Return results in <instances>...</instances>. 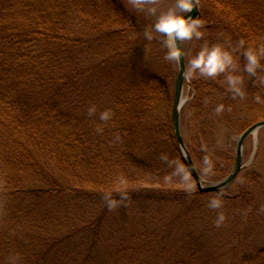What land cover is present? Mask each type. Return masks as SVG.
<instances>
[{
  "label": "trees",
  "instance_id": "16d2710c",
  "mask_svg": "<svg viewBox=\"0 0 264 264\" xmlns=\"http://www.w3.org/2000/svg\"><path fill=\"white\" fill-rule=\"evenodd\" d=\"M197 1L212 10L199 18L193 56L219 44L218 32H208L215 22L245 42L241 54L219 44L234 65L193 75L195 96L182 112L194 127L191 157L196 167L212 162L219 178L198 171L214 182L230 173V159L220 165L203 146L214 145L218 124L243 116L240 97L221 84L246 49L264 47V8L259 0ZM153 26L130 0H0V264H264V247L246 252L264 208L252 191L223 190L230 210L217 227L205 212L219 192L167 187L174 165L187 166L172 124L175 60L157 33L145 38ZM246 87L253 107H264V56ZM108 109L113 116L102 121ZM150 177L161 188L143 187ZM246 178L264 185L256 172ZM121 194L127 199L110 211L106 198Z\"/></svg>",
  "mask_w": 264,
  "mask_h": 264
},
{
  "label": "rangeland",
  "instance_id": "374dc122",
  "mask_svg": "<svg viewBox=\"0 0 264 264\" xmlns=\"http://www.w3.org/2000/svg\"><path fill=\"white\" fill-rule=\"evenodd\" d=\"M257 1V0H256ZM199 3V2H198ZM254 4L255 0H253ZM175 4V0H155V3H149L148 7H156L157 13L156 15H152L153 22L155 24L156 18L159 15L160 12L167 11L169 8L173 7ZM260 7L264 8V0H259ZM254 5V8L256 7ZM200 7V13L202 15V12L209 13V11L212 10V8L206 3H199ZM218 23L215 22V24H211L209 26L208 32H218V43L224 44V42H227V44L230 46L229 48H233L235 46L237 48V52L241 54L240 45L238 42H235L233 37V31L229 30L226 26V28H223V26L218 27ZM212 25H217L213 26ZM158 34V37L160 40H165L166 37L163 34ZM193 38L191 40H184L182 41V47L185 53L186 57V65H187V72L189 70V62L190 59L193 57ZM246 59L239 60V70L234 72V75L241 76L243 78V84L241 87L247 91L246 83L248 80V76L250 74L245 70L246 66ZM174 66L176 68V73L178 75V62L174 61ZM177 77V76H176ZM190 82V79H189ZM221 87L225 93H232L228 80H225ZM195 96L194 90L191 87V84L185 83L184 89H183V100L187 101L183 111L185 110L186 106L189 105V103L193 100V97ZM248 96V95H247ZM240 99V107L236 108V112L242 113L243 116L234 118L231 120V126L230 125H223L222 123L218 124L215 129V142L213 146H203V150L206 154L211 156V158H215L216 162L220 165H222L221 159H230L229 161V171L230 173L226 175H221L223 178L219 179L218 181L210 182V181H203V184L205 186H210L214 183H219L223 180H225L233 171L236 163V150L237 145L239 142L240 137L243 134V127L245 124L254 122L259 120L260 118L264 117V107H253V104L249 101V98L247 99L246 95L244 98ZM188 109V108H187ZM187 112V110H186ZM188 113V112H187ZM186 115V114H185ZM181 127H182V135L186 142L191 141V138L193 137L194 133V127L193 125L189 126L188 120L185 117L181 120ZM216 163V164H217ZM196 165V164H195ZM242 170L238 177L235 179V181L228 186L226 189H229V192L232 194H238L242 189H249L252 191L254 197L258 200V202L264 206V185L261 188L260 185H251L248 183V179L246 178L247 173L250 172H256V174L260 177L261 182L264 184V128L260 129L257 133L250 136L246 139L244 146H243V163H242ZM198 170H200L203 175L207 178H219L220 175L217 176L215 172L209 171L205 172V166L202 167H196ZM215 180V179H214ZM145 188H155L159 189L161 188L159 185V181L155 177H150L144 183L142 184ZM196 186L194 179H189L188 182H184L179 175L172 174L167 178V187L171 190H177V191H191ZM197 187V186H196ZM225 190V189H224ZM223 191V190H222ZM207 204V211L206 214L209 212V214L216 218L218 212H223L224 210L227 212L230 209L223 205L221 209H215L214 211L211 210L212 208L208 207V200H206ZM227 207V208H226ZM218 212H217V211ZM225 214V213H224ZM245 245V242L243 243V246ZM264 247V208L262 213H260V217L258 220H256V223L250 228L249 231V240H248V247L246 248V252H248L250 255L254 253L255 251L259 250L260 248ZM245 250V246L242 248ZM242 249H239L238 253ZM244 252V251H243Z\"/></svg>",
  "mask_w": 264,
  "mask_h": 264
},
{
  "label": "clouds",
  "instance_id": "9594fccd",
  "mask_svg": "<svg viewBox=\"0 0 264 264\" xmlns=\"http://www.w3.org/2000/svg\"><path fill=\"white\" fill-rule=\"evenodd\" d=\"M131 5L140 11H147L152 15H156V7H147L149 3H155V0H130ZM195 7L194 0H175L173 7L167 11L160 12L156 18L153 30H145V38L149 41L154 39L153 32L163 34L166 39L164 45L167 49L166 59L179 61L183 55L181 50V42L184 40H191L193 37L200 39L203 36V32L200 30L202 22L191 16H187V13L193 11ZM244 41H240V46H244ZM245 59L247 61L245 70L252 75H255L257 70L261 66V56H264V47L259 49L248 48L244 52ZM233 55L225 50L219 44L212 45L211 47L205 45L201 50L193 56L190 61V69L187 72L189 79L195 74L215 77L219 73H225L228 71L230 66L234 65ZM227 80L230 86L233 96H239L244 98L246 93L241 87L243 84V78L229 74ZM257 102H261L260 96L256 97ZM96 111L95 106L89 108V114ZM215 111L219 114L224 111V105L220 104L217 106ZM113 116V112L108 109L100 113V119L102 121H109ZM103 131V129H98ZM118 140L119 137H116ZM166 159V157H165ZM205 172L212 170V162L205 157L204 158ZM175 174L179 175L184 182L189 181V171L183 164L174 165ZM223 191L221 190L216 197L208 201V207L212 209H221L223 207ZM127 197L121 194L119 201L106 198L107 207L110 211L115 210ZM226 215L221 211L218 212L215 224L217 227L222 226L226 221Z\"/></svg>",
  "mask_w": 264,
  "mask_h": 264
},
{
  "label": "water",
  "instance_id": "95a60500",
  "mask_svg": "<svg viewBox=\"0 0 264 264\" xmlns=\"http://www.w3.org/2000/svg\"><path fill=\"white\" fill-rule=\"evenodd\" d=\"M195 7L192 12L187 13V16H191L193 18L199 19L201 16L200 7L197 0H194ZM181 50H182V57L178 62V76L175 84V101L174 107L172 112V124L174 129L175 138L177 144L181 150L183 155V160L187 166L188 171L190 172L192 178L195 181V184L199 190V192L203 194L209 193H216L220 192L221 190L226 189L230 186L235 179L238 177L242 170V163H243V146L247 138L257 133L260 129L264 128V121L255 124L248 130H246L239 139L237 150H236V163L232 173L223 181L219 183L211 184L210 186H205L203 184V180L196 168V165L191 157V154L186 146L185 140L182 135V127H181V119H182V112L187 103V101L183 100V89L185 83H189V78L187 76V65H186V57L182 47L181 42Z\"/></svg>",
  "mask_w": 264,
  "mask_h": 264
}]
</instances>
